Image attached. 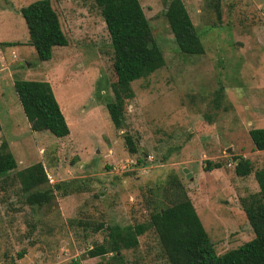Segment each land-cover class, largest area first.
I'll return each mask as SVG.
<instances>
[{"label":"rangeland","instance_id":"rangeland-1","mask_svg":"<svg viewBox=\"0 0 264 264\" xmlns=\"http://www.w3.org/2000/svg\"><path fill=\"white\" fill-rule=\"evenodd\" d=\"M33 1L0 0V144L16 164L0 180V264H168L147 225L176 183L217 255L251 240L239 201L258 191L252 173L264 169V151L248 137L249 129H264V0H181L202 46L198 55L178 51L163 17L167 0H138L163 65L130 83L121 130L104 107L115 80L93 1L48 0L67 45L53 47L43 62L19 13ZM15 80L49 84L67 136L29 130ZM124 133L135 154L125 151ZM236 156L250 161L247 177L234 175ZM37 162L53 199L29 207L15 172ZM214 163L221 168L211 169ZM138 224L146 229L135 247L87 257L108 227Z\"/></svg>","mask_w":264,"mask_h":264},{"label":"trees","instance_id":"trees-1","mask_svg":"<svg viewBox=\"0 0 264 264\" xmlns=\"http://www.w3.org/2000/svg\"><path fill=\"white\" fill-rule=\"evenodd\" d=\"M92 1L98 9L109 38L110 70L115 80L110 88L111 101H106L104 107L112 126L121 130L124 101L132 97L130 83L147 77L162 67L163 59L153 41L150 26L138 0ZM19 13L26 28L28 43L39 61L49 60L53 47L67 45L58 16L48 0L30 2L21 7ZM215 13L218 17V6H215ZM163 17L180 53L186 55L203 53L181 0H167ZM12 87L30 131H45L56 138L68 135V125L47 82L15 80ZM248 137L254 150L264 151V129L251 128L248 130ZM122 139L125 151L131 155L135 154L136 147L131 136L124 133ZM6 147L4 142H1L0 180L16 167L15 160ZM232 159L233 173L236 177L244 178L251 174L252 168L248 159L241 156ZM219 168H221L219 163H214L211 167L215 170ZM252 175L258 191L241 198L239 205L253 238L220 255L215 253L213 244L180 184L176 183L167 190L168 202L149 213L147 226L152 228L156 235L168 264H264V169H257ZM15 178L27 206L39 207L52 201L53 190L46 187L47 179L40 163L16 171ZM54 188L57 190L58 186L55 185ZM145 229L142 224L123 228L108 227L103 243L91 247L86 255L88 258L107 254L116 256L120 249L135 247L136 238L142 235ZM23 254V251H20L17 254L18 258Z\"/></svg>","mask_w":264,"mask_h":264},{"label":"water","instance_id":"water-1","mask_svg":"<svg viewBox=\"0 0 264 264\" xmlns=\"http://www.w3.org/2000/svg\"><path fill=\"white\" fill-rule=\"evenodd\" d=\"M227 152L229 153V150H227ZM183 173L187 179L190 177L189 173L185 169H183Z\"/></svg>","mask_w":264,"mask_h":264},{"label":"built area","instance_id":"built-area-1","mask_svg":"<svg viewBox=\"0 0 264 264\" xmlns=\"http://www.w3.org/2000/svg\"><path fill=\"white\" fill-rule=\"evenodd\" d=\"M46 178H48V180H50L48 176Z\"/></svg>","mask_w":264,"mask_h":264},{"label":"crops","instance_id":"crops-1","mask_svg":"<svg viewBox=\"0 0 264 264\" xmlns=\"http://www.w3.org/2000/svg\"><path fill=\"white\" fill-rule=\"evenodd\" d=\"M61 112V111H60Z\"/></svg>","mask_w":264,"mask_h":264}]
</instances>
